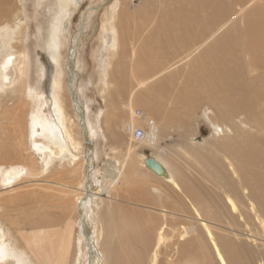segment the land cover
<instances>
[{
	"label": "bare ground",
	"instance_id": "1",
	"mask_svg": "<svg viewBox=\"0 0 264 264\" xmlns=\"http://www.w3.org/2000/svg\"><path fill=\"white\" fill-rule=\"evenodd\" d=\"M15 1L0 0V173L12 167L0 180V190L45 175L56 160L66 159L74 167L81 166L77 168V187L63 184L71 198L66 207L67 221L63 219L65 227L58 238L44 231L27 234L25 222L22 225L24 217L20 221L11 210L2 209L0 264H264V11L255 6L243 22L221 31L224 18L228 23L239 13L231 5H245L250 0H171L168 10L160 15L158 29L155 22L152 26L155 40L165 35L160 43L165 44L166 51L158 52V59L151 58L149 65L140 66L139 62L138 69H132L137 86L135 81L127 84L118 79L117 90L125 92L120 119L128 118L123 126L131 136L135 121L132 107L140 102L141 94L156 91L149 106H161L177 80L176 71L170 69L190 64L191 81L181 86L172 101L180 106L182 101L190 109L198 102L206 103L211 114L198 119L210 124V136L202 141L192 136L186 145L175 141L162 147L164 125L152 120L143 129L145 136L140 142L108 147L98 166L97 142L104 139L105 113L101 109L92 111L89 105V80L78 84L82 75L78 40L90 16L81 19L67 41L62 26L66 18L69 20L75 0H55V12L44 35L38 28L42 49L51 64L49 92H44L41 82L45 71L27 44V14L23 4L17 7ZM132 15L124 8L113 10L110 38L104 40L107 51H115L119 43L113 23L127 24ZM172 24L181 25L184 33L179 29L177 34V27V35L170 34ZM198 26L204 27L199 34ZM145 30L150 29L145 26ZM208 40L211 42L206 44ZM98 63L99 80L105 84L108 61ZM125 105L128 114L123 111ZM152 109L149 111L154 115L156 108ZM163 115L167 120L169 116ZM166 138L171 140L170 135ZM210 138L215 141L216 160L199 154L198 148L205 149ZM138 145L151 151L149 159L156 168L146 165L147 157L139 153ZM171 156L180 162L184 156L194 161L200 156L206 179H212L220 192L219 204L189 201L186 177L172 165ZM148 180L155 184L146 186L149 195L145 194L162 205L149 204L146 197L147 205L143 200V205L133 208L127 204L131 211L140 208V215L116 214L113 204L118 202L115 196L123 186L137 181L146 185ZM1 198L2 193L0 202L4 206L13 204ZM218 219L228 222L223 220L221 226L216 223ZM241 220L244 225V220H252L260 234L233 229L234 222ZM75 227L78 235L74 240Z\"/></svg>",
	"mask_w": 264,
	"mask_h": 264
},
{
	"label": "rangeland",
	"instance_id": "2",
	"mask_svg": "<svg viewBox=\"0 0 264 264\" xmlns=\"http://www.w3.org/2000/svg\"><path fill=\"white\" fill-rule=\"evenodd\" d=\"M170 1L171 0H75V6L73 7L72 12L70 13L69 20L68 18H66L63 21L62 27L64 30V34L67 35V41H68L69 38L73 36L81 19L90 16L89 17L90 22L85 27V31L81 32L78 40V47H77L78 61H79L78 66L80 67L78 68L82 74L78 80V84H82V83L85 84V82L89 80L90 83L88 85V90L86 91V95H87L86 97L90 100L89 105L92 107V111L95 110L97 111L101 109L103 113H105L104 117H108V118L103 117V122H102V131H103L104 139L101 140L98 139L97 142V148L99 150L98 152L100 155L99 161L97 162L98 166H101L100 163L102 164L103 162V154L106 152L108 147L116 148L118 145H126L127 143L129 144L130 142H132L133 146L134 144H137V142L135 143V141L132 140L131 136L125 132V127L123 125L124 122L125 123L128 122V118L125 116L126 118L123 117V119H120L122 118L120 116V110H122V105H123V104L121 105V100L122 97L125 95V92L122 90L120 91L117 90V86H118L117 83H118V79H120L119 81H122L124 79L123 81L127 82V84H129V81L132 80L135 81V84L137 86L138 78L136 77V75L135 76L133 75V72L135 73V71L131 72L132 69L133 70L134 68L138 69L139 62H140V66H142L143 64L149 65L150 63L149 60L151 58H154L156 60L158 59L157 58L158 52L163 53V51H166L165 44L160 43V40L165 35H162L161 37L159 36L160 38L158 40L157 39L155 40L156 36L154 34L155 32L154 28L158 29L157 24H159L161 20L160 15L165 10H168L171 4ZM224 1L228 2L229 0H224ZM22 4L27 14L26 17V21L28 23L27 44L30 47V51L36 56V58H38V60L42 65L43 70L45 71V76L42 79L41 87L44 90V92L45 91L49 92L51 64L48 60V57L46 56L45 52L42 49L41 39H40L41 35L38 31V28H41V30L43 31L41 32V34L44 35L45 29L46 27H48L47 22L48 20H51L53 18V14L55 12V0H21V1L16 0L15 1V5L17 7L21 6ZM231 6H232L231 9H234L235 11L237 10L239 11V13L236 14V16L228 23L225 22L226 18H224V23L221 26V31L229 30V26L231 25L235 26L237 22H239L240 20L241 22H243L246 19V16L249 13V11L255 6L261 8L264 11V0H250V2L245 5L234 4ZM91 8L93 9L96 8L95 12ZM122 8L132 13L133 15L131 20H129L127 24H121L116 20H115L116 22L113 23L115 24L114 27L118 33L119 43L115 51L109 52L106 50L104 40L109 41L110 38V34H111L109 30L110 19L113 14V10L119 11L122 10ZM138 12H140L141 14L139 17H138ZM154 22L157 27L154 26ZM175 25L176 26L172 24L170 26L171 29L173 28V33H170L173 36L180 33V30L181 33L184 31L183 29H181L182 28L181 25L179 24H175ZM145 26L146 28L148 27V29L150 30L146 31ZM152 26H154V28ZM102 27L105 28L104 31H102ZM177 27L178 30L179 29L180 30L177 31L176 29L177 31L176 34L174 28ZM162 28L159 27V29ZM202 28L204 27L201 26L197 27L198 29L197 34H199V30ZM162 30L165 29L163 28ZM100 34L102 36H100ZM191 35L192 37L194 36L193 33ZM153 37L154 40L152 39ZM211 40H208L206 44H209ZM146 42L148 43L146 44ZM142 48H144V50ZM166 57L167 59H170L169 56ZM103 60L104 62L106 60L108 61L105 84L101 80H99L100 68L98 67L101 64H99L98 61H100L101 63ZM190 69H191L190 64L184 65L183 63L179 64V66L178 65L173 66L170 69V72L172 73L176 71L177 74L174 75V78L177 80L175 82H172L170 86L171 88L169 92V98L167 100L166 99L161 100L162 101L161 106L160 104H157V106L155 105L154 107L149 106L150 105L149 102H151V100L154 98L153 96H155L156 91L149 92L147 90V92L141 94L142 96L140 95L141 96V98H139L140 102H138L137 100V103H135V105H133L132 107L133 117L135 119L133 125L134 128L145 129L148 127L149 124L148 122H151L152 120L157 124L159 123L158 125L160 126L163 123L162 126L164 125V131L162 133V137H163V142L161 144L162 147H166L167 145L175 141H178V143L183 142L186 145L189 137L192 136L198 141H202L208 138V136H210L209 135L211 129L210 124L202 119H198L199 116L201 117L204 114H208V115L211 114L210 111L211 109L206 103L198 102V104H195L190 109L182 101L179 102L180 104L182 103L181 104L182 106L177 105L178 102L175 104V102L173 103L172 101L173 97H175V94L181 89V86H186L185 84L191 81ZM123 74L126 75V77L125 76L122 77ZM33 76L34 73L32 77ZM125 82H123L124 85H126ZM136 92L138 93V89L136 90ZM147 106L149 108H153L152 110L156 108L157 110L155 109L154 111L155 113H157V115H155V113H153L154 115H152ZM170 107L172 108L173 112H171ZM168 109L170 111H168ZM187 109L189 110V112ZM125 110H127L126 105L124 106L123 111L128 114V111ZM136 110H139L142 115H140L139 117L136 116L135 115ZM163 112L165 113L166 116H169L167 120L166 117L163 115L164 114ZM46 113L48 114V109L44 108L43 114L47 115ZM147 119L149 120L147 121ZM196 127H198V129ZM251 131L254 132L253 130ZM168 135L171 136V140L168 139L169 137L166 138ZM214 146H215V141L210 138L208 141V145L206 146L205 149H200L201 147L198 148L200 150L199 154H205L206 157L207 156L209 157L208 160H216L218 157L216 155L217 152ZM138 147L140 146L138 145ZM139 153L144 154L147 157V159L151 157V151L148 150L145 146L140 147ZM201 159L202 158L198 156L197 161H194L195 158L194 160H191L190 157L184 156V161L180 162L179 160H176L173 156L170 157V160L172 161V165L177 166L179 170L186 177L187 188L190 191L188 189L187 190L191 192V194L188 193L189 195H187L189 201L193 200V204L196 205L197 203H203V202L204 203L210 202L211 204H215V203L219 204L220 192H218V190L215 189L214 183H212L213 182L212 179L210 178L208 180L206 179L205 176L206 169L204 168V163L203 161H201ZM68 163L69 162L66 159L59 161L56 160L55 163L53 162L49 172L46 173L45 175L36 179L28 178L20 183L17 182L11 188L0 190V193H2V198H1L2 200L3 199L7 200L8 198L7 201H13L12 205H7V206H4L3 202H0L1 205L0 212L2 211V209H6V211L11 210L12 212L10 213L16 217L19 216L18 219L20 218L19 219L20 221L24 217V220H22V225H24L25 222V225L23 227L27 234L28 233L36 234L39 233L40 231L42 232L44 231L45 233L48 234L49 237L52 236L51 238H56V237L58 238L59 236H61L62 231L65 227V222L67 221L66 216H68L66 207H68V205L70 204V198H71V196L68 195L70 193L69 189L63 187V184L65 186L76 188L80 182L78 180L79 178H78L77 168L81 166V163H79V165L75 167L73 164H68ZM11 168L12 167H8L0 173V180L4 178V175L8 173ZM55 182H57V184ZM141 184L142 183H138L137 181L135 183H131L129 185L123 186V188L118 192L120 195L116 194L115 197L118 202H114L115 205L113 204V207L116 206V208L114 209V211H116L115 212L116 214H119V212L120 214L122 212H124L125 214L129 212L127 214L129 215L136 214L135 216H138L139 214L138 212L141 211L139 210L140 208L138 209L136 208L135 210L137 211H135L134 209H132L131 211L130 209L131 206L133 208V205L137 206L140 205V203L141 205H143L142 204L143 202H145L144 203L145 205L147 203L146 199L148 198L147 196L148 191H146L147 190L146 188L148 187L146 186L155 183L148 180V184L146 185L144 183L142 184L143 187H141L142 186ZM137 186L139 188H136ZM7 190L9 192H7ZM62 190L63 192H61ZM144 191L147 194H145ZM139 193H140L139 196L140 199L138 200ZM141 195L143 197H141ZM123 198L124 200H122ZM152 198L153 197L150 196L147 199L149 204L162 205L160 201L153 198V200H155L154 202ZM194 198L197 199L194 200ZM34 199L37 200L38 202L37 201L35 202ZM140 200L141 201L143 200V202H140ZM149 200H152V202ZM124 201L127 202L125 203ZM127 204L128 205L131 204V206H128ZM120 206L123 208L118 209L120 208ZM64 210L66 212H63ZM262 211H264V209ZM63 215L64 216L66 215L65 218L63 217ZM63 219L66 220V221L64 220V224L62 223ZM223 220L227 221V219H218L216 223L219 222L221 226H223L225 223V221ZM242 221L243 220L238 221L237 223L234 222V224L237 227L233 225L235 227L234 228L232 226L233 229L243 232L251 231L252 234L255 230L256 232H254L253 235L257 236V234L258 235L260 234L255 224H253L252 220H250L251 225H250V221L248 222V220L246 221L244 220V222H246V225H244ZM247 222L249 223V225L247 224ZM219 223L218 225H220ZM59 224L61 226H59ZM248 226H250L249 227L250 229L248 228ZM73 234L75 240L78 235L77 227L74 228ZM114 240L115 237L112 238V242H114ZM4 264H10V262L8 261Z\"/></svg>",
	"mask_w": 264,
	"mask_h": 264
},
{
	"label": "built area",
	"instance_id": "3",
	"mask_svg": "<svg viewBox=\"0 0 264 264\" xmlns=\"http://www.w3.org/2000/svg\"><path fill=\"white\" fill-rule=\"evenodd\" d=\"M135 115L139 117L142 114L139 110H136ZM150 124L151 123H149L148 125ZM131 136H132L133 141L140 142L145 136V131L143 130V128H134L131 130Z\"/></svg>",
	"mask_w": 264,
	"mask_h": 264
},
{
	"label": "water",
	"instance_id": "4",
	"mask_svg": "<svg viewBox=\"0 0 264 264\" xmlns=\"http://www.w3.org/2000/svg\"><path fill=\"white\" fill-rule=\"evenodd\" d=\"M146 165L150 168H156V164L151 160V159H147L146 160Z\"/></svg>",
	"mask_w": 264,
	"mask_h": 264
}]
</instances>
